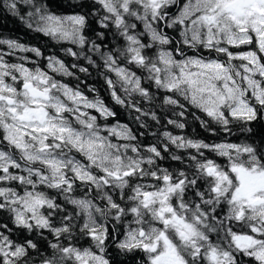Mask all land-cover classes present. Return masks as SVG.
Instances as JSON below:
<instances>
[{"label":"snow or ice","instance_id":"obj_1","mask_svg":"<svg viewBox=\"0 0 264 264\" xmlns=\"http://www.w3.org/2000/svg\"><path fill=\"white\" fill-rule=\"evenodd\" d=\"M2 6L0 264H264V0Z\"/></svg>","mask_w":264,"mask_h":264},{"label":"trees","instance_id":"obj_2","mask_svg":"<svg viewBox=\"0 0 264 264\" xmlns=\"http://www.w3.org/2000/svg\"><path fill=\"white\" fill-rule=\"evenodd\" d=\"M53 2L54 6L59 8V10H67L63 7L66 0H53ZM0 37L18 38L22 42L39 46L44 49H51L53 47V45L48 42L46 37L31 32L17 17L11 15L6 9H4L2 6V0H0ZM94 77L95 74L93 73V78H89L88 83L100 89L101 95L107 99V93L104 91L102 81ZM81 78H84L82 74ZM256 129L260 134H264V126L258 125L256 126ZM196 130L199 132L201 137H207V134L198 127ZM188 132L191 133L192 129L189 128Z\"/></svg>","mask_w":264,"mask_h":264}]
</instances>
